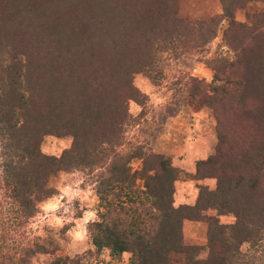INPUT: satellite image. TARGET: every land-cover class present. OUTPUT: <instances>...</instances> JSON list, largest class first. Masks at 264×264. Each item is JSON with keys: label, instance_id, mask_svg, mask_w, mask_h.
Instances as JSON below:
<instances>
[{"label": "trees", "instance_id": "trees-1", "mask_svg": "<svg viewBox=\"0 0 264 264\" xmlns=\"http://www.w3.org/2000/svg\"><path fill=\"white\" fill-rule=\"evenodd\" d=\"M249 1L220 0L221 16L192 21L177 0H0V264L50 253L24 227L54 194L49 177L73 169L96 171V251L129 252L130 264H170L174 252L184 264H264V10L249 24L234 15ZM222 20L226 50L205 59L212 79L183 75L167 108L200 102L215 117L214 151L189 172L149 148L148 97L133 75L158 83L171 61L204 52ZM47 134L71 145L46 154ZM206 177L214 188L174 205L176 180ZM211 207L234 220L215 222L204 247L184 244L183 219L203 220Z\"/></svg>", "mask_w": 264, "mask_h": 264}, {"label": "rangeland", "instance_id": "rangeland-1", "mask_svg": "<svg viewBox=\"0 0 264 264\" xmlns=\"http://www.w3.org/2000/svg\"><path fill=\"white\" fill-rule=\"evenodd\" d=\"M263 10L264 1L253 0L243 7L236 8L234 15L237 20L249 24L251 16ZM222 11L220 0H177V14L192 21L217 18L221 16ZM223 26L224 20L204 52L171 61L164 70L165 77L158 83H153L142 72L133 75L134 85L148 97L147 122L142 123V127L151 132L149 148L155 153L169 156L174 165L185 170L194 168L198 159H204L214 151L217 142L216 120L212 110L200 102L181 101L175 115H170L167 108L172 107L177 99L178 92L175 88L183 75H195L206 81L212 79L214 72L206 65L205 59L215 57L226 50L222 45ZM139 110L140 106L136 102H129V111L133 115ZM71 142L70 135L47 134L43 137L40 147L44 153L58 156ZM136 164L137 162L134 163ZM177 182L174 185L179 189L174 192V205L192 204L197 197L199 185L214 188L216 184L215 178L212 177ZM183 182L190 183L187 184V189L180 188ZM48 185L54 188V194L38 202V212L29 219L24 230L28 238L44 244L50 253L35 254L31 264H47L51 258L58 256L73 259L71 264H130L129 252L113 258L108 249L96 251L91 243L88 228L89 224L97 219L99 201L96 171H59L49 177ZM206 214L207 217L203 220L183 219L184 244H198L204 247L215 222L226 223L234 220L232 214L221 213L215 207L206 210ZM205 255L206 249L203 248L198 256ZM170 259V264H184L183 253L174 252Z\"/></svg>", "mask_w": 264, "mask_h": 264}, {"label": "crops", "instance_id": "crops-1", "mask_svg": "<svg viewBox=\"0 0 264 264\" xmlns=\"http://www.w3.org/2000/svg\"><path fill=\"white\" fill-rule=\"evenodd\" d=\"M195 168V167H194ZM194 168H187L186 170L189 171V172H193L194 171ZM177 181H180V180H176L175 183L177 184L178 182ZM187 184H190L189 182H183L180 186L181 189H187L189 185ZM212 188V187H211ZM175 189H179V187L177 185H175ZM190 200V199H189Z\"/></svg>", "mask_w": 264, "mask_h": 264}]
</instances>
